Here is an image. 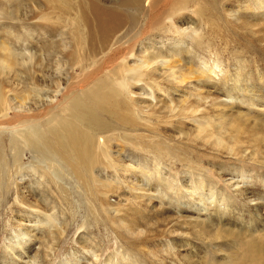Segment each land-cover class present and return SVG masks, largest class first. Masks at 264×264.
I'll use <instances>...</instances> for the list:
<instances>
[{
	"label": "rangeland",
	"instance_id": "1",
	"mask_svg": "<svg viewBox=\"0 0 264 264\" xmlns=\"http://www.w3.org/2000/svg\"><path fill=\"white\" fill-rule=\"evenodd\" d=\"M119 1L101 0V4L113 6ZM249 1L256 2V0ZM249 1L246 0L242 6H238L235 1H232L231 4L217 9L214 5H210L211 3L200 0H192V2L185 0V3L182 0H175L176 3L181 2L182 6L187 8L182 12L185 17H178L179 10L175 15V24L171 26V29L168 28L170 22L167 23L165 29L168 33L158 34L160 31L155 30L154 32L158 35L154 36L155 33L150 31L148 34L153 33L154 41L149 42L147 39L146 41L143 40L145 43L142 41L144 44L142 50L147 48L146 50L152 51L150 46L157 42V46L154 47L155 52L161 49L163 53H168V56H170V53L175 52V58L169 57L170 63L167 66H160L161 68L158 66L156 67L157 72H154V78L157 81L159 80L157 85L162 88V91H167L166 93L169 94L167 96L164 92H157L160 96L158 99L162 100V103L159 105L154 103V105L157 106L156 114L161 115V119L158 123L156 120L150 122V125L157 129L158 134H154L155 140L157 141L161 137L160 139H163L164 145L161 143L160 145L157 143L158 146L152 144L154 138L148 137L150 130L144 127L140 130H134L135 128H130V125H125V127L123 125L122 129L116 130L114 136L117 141H111L112 147L109 148L113 154V163L115 164L119 160L121 162L115 164L113 170H105V167L96 168L95 170V172L100 171L97 178L103 180L114 178L107 183L109 189L98 186V182L91 180L93 177L89 178L91 182L89 187L86 184L83 186L82 183H79L72 170L62 163V156L69 154L71 147L61 149L62 147L58 146L59 144L54 137L49 136L50 138L48 137L49 140L47 141L50 144L53 142L52 147L56 150H59L57 147H60L61 151L59 150L55 156L48 159L47 152L36 153L33 150L28 152L22 147H12L10 136L14 128L0 130V264H3L4 260L8 261V254L14 256L17 264H30L35 256H37L38 264H64L67 260L91 264L92 261H95L92 251L96 250L100 254L97 264H108V261L112 259L114 261L112 264H188L185 258L187 255L198 258L196 264L199 261V264H202L205 261H210L214 256L218 258L224 256L226 259H229L227 255L232 256L228 249L213 254L206 248L208 245L201 243L196 239V236L191 238L183 235V233L193 235L190 229H188L189 231L186 229L191 227V223L183 219L185 212L181 213L175 210L177 207H183V204H180L182 203L180 200L176 201L178 196L172 191H176L175 186H178L181 192L180 197L183 196V184H185V179L188 176L181 169V166L182 160L188 158L202 164L199 166L203 169L202 171L206 172L203 176L206 181H213V186H217L230 196L235 197L233 189L226 180L231 178L227 174L225 178H221L220 165H232L241 169L240 171L243 173L242 181L244 183L255 182L254 188L257 191L262 190L264 164L261 165V163H264V143L254 144V142L245 141L241 138L234 144L238 145L240 149L242 147H258L257 152L259 154L256 157L254 156V160L251 156L247 159H238L236 163H231L229 160H232V158L226 151L215 150L216 138L209 136L211 139L205 140V135L199 133L198 126L193 122L187 120L183 124V118L185 116L191 118L193 114H186L182 110V108L188 111L192 109L200 110L205 113V116L208 115L206 117L210 119H217L214 117H218L222 110L224 115L237 123L239 121L236 118L239 116H242L245 120V117H247L249 122L252 123H264V107L257 106V103H260L261 100L260 95L263 93L257 91L253 102L249 101L250 91L254 89L264 91V6H261L260 10L258 8L255 10L256 5L251 4ZM0 3L7 4V0H0ZM176 3H173L172 6ZM28 4L31 7L27 5V7L21 9V22L31 27L38 22L42 26L47 25V22L39 21L42 16L41 13L47 10L42 12L39 6L35 8L32 4ZM200 6L204 8V13L199 12ZM195 11L196 14L193 13ZM6 12L7 8L0 4V42H7L11 37V21L5 16ZM74 12H76L75 9ZM51 16L53 19L52 14ZM165 29L163 30L165 31ZM33 30L37 33L33 38L19 26L18 28L16 26L13 33L15 35H25L26 38L29 37L30 44H28L32 45L33 48L37 40H39V47H43L45 31L40 28ZM29 31L30 28L28 27ZM182 32L185 36H182ZM65 38L68 44L71 37L67 34ZM160 41H165V43L168 41L167 48H161ZM26 42L24 40V43ZM142 50L141 48L136 49L134 56L130 58L129 66L131 68H135L134 64L137 65L140 62L142 56H140V52ZM69 52L70 50H67L63 56L55 55L53 59L49 58L51 64H48L49 59L44 53L46 56L43 57L47 59V64L50 66L43 71H35L27 64H23L17 67L16 72L11 70L8 75H2L1 77L7 83L6 89H12L11 94L8 95V99H12V106L25 104L27 109H33L36 105L45 103L48 97L55 96V99L61 100L67 94L68 88L74 90V68L69 66L70 60L74 57L68 54ZM58 57L61 66L55 65V59ZM204 62L212 67L219 65V69H216V72L219 73L216 76L214 74L209 76V74L199 73L200 65ZM134 71L136 72V70ZM15 77H18L20 82L15 80ZM179 77L183 80L182 82ZM60 85L61 87L57 88ZM139 85L141 87L142 84ZM236 85L241 87V91L246 90L245 93L237 94L239 87L237 88ZM139 88L133 91L137 94L134 98L139 99L140 96L146 98L140 94L142 89ZM16 90L24 92L26 98L15 99ZM230 94L236 96V98L229 100ZM208 96L214 98V100L211 99L212 103L210 100H202ZM147 99L150 100V98ZM164 104H173L176 105V108H180L177 111L180 110L183 115L180 118L176 117V119L183 126L177 125L178 123L175 121L171 122L174 125L166 122L168 114L160 113L165 111V108L162 107ZM216 109L220 111L217 113ZM46 113L47 116H41L38 121V123L44 122L42 125H45V127V123L49 119V112ZM176 113L178 114V112ZM10 124L16 126L18 121L12 120ZM139 124L142 123L139 122ZM258 127L262 128L261 125ZM129 129H132L133 132ZM47 131H49V128ZM159 134L160 136H158ZM135 135L140 136V139L143 137L144 141L139 140ZM229 142L233 143L231 140ZM150 145L154 147H149ZM163 146L164 149H161L160 147ZM170 147H173V150ZM228 147L231 146L228 145ZM252 149L254 150V148ZM142 151L145 153H141ZM16 153L19 155L17 158L15 157ZM208 156L216 157V165H210L206 162L207 158H204ZM121 158H125L126 161L122 162L123 159ZM52 160L56 162L53 161L52 163ZM123 163L134 165L133 172L126 173ZM145 165L151 169L152 173H156L157 169L160 172L157 171L156 177H145L141 173L142 166ZM161 172L163 173L161 174ZM174 175L178 179V185L175 184V181L170 180L171 177L175 179ZM147 179L149 185L145 184ZM111 186L113 187L111 188ZM160 189H163L161 190L162 193ZM105 191L108 194L109 201L114 206L109 207L107 201L104 202L105 197L103 195ZM198 192L201 193V191ZM138 193L140 194L138 195ZM148 193L150 195L144 196ZM258 202L254 204L258 206L256 207L263 215L258 220L259 223L256 221L255 225L259 229L258 232H261L260 230H264V203L262 201ZM179 204L180 206H178ZM118 209L119 211L122 210L119 214L115 212ZM208 210V212H203L198 216H209L216 219L214 217L216 214L212 208H208ZM187 215L188 219L193 216L192 213ZM123 220L128 223H137L138 228L147 232H144L145 234L142 237L140 236L141 238L137 237L136 234L131 235V231L125 228L121 222ZM166 220L170 221L169 224ZM186 222L190 224H185ZM184 225H188V227H184ZM235 225L236 228L241 227L240 223H235ZM55 226L66 229L64 234L62 232L63 236L59 235V231ZM170 232L173 236L175 235V238L168 235ZM52 247L54 249L50 250ZM190 251H197V253L191 254ZM3 255L5 256L3 257ZM8 263H11V261Z\"/></svg>",
	"mask_w": 264,
	"mask_h": 264
},
{
	"label": "bare ground",
	"instance_id": "2",
	"mask_svg": "<svg viewBox=\"0 0 264 264\" xmlns=\"http://www.w3.org/2000/svg\"><path fill=\"white\" fill-rule=\"evenodd\" d=\"M189 1L192 2V0ZM200 1L209 4L211 3L210 5H214L215 8L220 9L222 6L231 4L232 1H235L238 6H242L246 0ZM182 2L185 3V0H182ZM28 3L32 4V6L35 8L39 6L42 12L47 10L46 12L41 13L42 16L39 18V21L47 22V25L42 26L38 22L35 23L33 27H31L30 25L21 22V9L27 7V5H29ZM144 3L147 5H144ZM173 3H176L175 0H120L113 6L101 4V0H7V4L0 3L2 6L7 8L5 16L11 21L12 28L10 31L11 37L9 41L0 42V130L14 128V131L10 136V145L12 147H22L28 152L30 150H33L36 153L43 151L47 152L46 155L48 159L55 156L59 152L60 147H62L61 149L64 147H71L69 154L62 156V163L72 170L78 179L77 181L82 183L83 186L86 184L89 187L91 183L89 178L93 177L91 180H95V182H98V186L105 188H108V181H112L114 178H108L105 180L102 178H97L100 171L95 172V170L96 168L104 167L105 170H113L115 168L114 165H117L121 162V160H119L115 164L113 163V154L109 148L112 147L111 141H117V138L114 136L116 130L118 131V129H122L123 125L124 127L125 125H130V128H135L134 130H140V128L144 127L150 130V135L148 137L154 138V140L151 142L152 144H155V146H158L157 143H159V145L160 143L164 145L163 139H160L161 137L158 138L159 141L155 140L154 134L157 133V129L150 125L152 120H156L158 123V121L161 119V115L156 114L157 106H155L154 103L158 105L162 103V100L158 99L160 96L157 94V92H164L162 91V88L157 85L159 80L157 81L156 78H154V72H157L156 67L158 66H167L170 63L169 57L175 58V52L170 53V56L167 55L168 53H163L161 49H158L159 51L155 52L154 47L157 46V42L152 45L153 47L150 46L152 51L146 50V47V49L142 50V47L144 46V39L145 41L147 39L149 42H151L154 41V36L168 33L165 29L167 23L170 22L168 28L171 29V26H174L175 24V15L179 10L180 12L178 17H185L184 13L182 12L187 8L182 6L181 2H177L172 6ZM250 3L256 5V7H254L255 10L257 8L260 10L261 6H264V0H256L255 3ZM29 7L31 6L29 5ZM74 9L76 12H74ZM199 12L204 13V8L200 6ZM193 13L196 14V11ZM51 14L53 15V19ZM19 21L20 24L18 25ZM16 26L17 28L18 26L21 27L22 30L26 33H29L28 35L32 38L35 36V34H37L33 29L40 28L44 30L46 34L43 39V47H39V40H37L34 49L32 45H29V37L26 38V36L22 34L15 35L13 30L16 28ZM28 27L30 28L29 32ZM163 29H165V31ZM155 30L160 32L156 35L154 32ZM150 31L155 33H152L154 36L152 34H148ZM67 34L71 37L68 44L66 43L65 38ZM188 35L191 34L188 33ZM182 36H185L183 35V32ZM177 37L181 38L180 36ZM24 40L27 42L24 43ZM159 43H161V48H167L168 46V41L167 43H165V41H160ZM171 43L173 44V42ZM140 48L142 50L140 52L141 54L139 53L140 56L142 55L140 62L137 63V65L134 64L135 68H131L129 66L131 60L130 58L134 56L135 50ZM67 50H70L68 54H71L74 57L72 60L69 59L70 68H74V90L68 88L67 94L61 100L55 99V96L48 97L45 103L36 105L33 109H27L25 104H19L18 106L13 107L11 102L12 99H8V95L11 94L12 89H6L7 83L1 76L8 75L11 70L16 72L17 67L23 64H27L35 71H43L46 67L50 66L48 64H51V60L49 58L53 59L55 55L63 56ZM44 53L49 59L48 64L47 59H44L43 57L45 55ZM59 62L60 58L58 57L55 59V65L61 66ZM200 66L201 69H199V73L209 74V76L212 74L216 76L217 73H219L216 72V69H219V65L212 67L204 62ZM134 70H136V72ZM169 70L171 69L169 68ZM15 80L20 82L18 77H15ZM182 81L183 80H181V82ZM139 84H142L141 87ZM236 86L237 88L239 87L238 85ZM60 87L61 85L57 88ZM136 88L142 89V93L140 94L146 98L140 96L139 99H135L134 96L137 94L133 91H136ZM241 90V87H239L237 89V94L241 95L246 91ZM257 91L263 93L260 95L261 100L260 103H257V106L264 107V91L262 89H254L250 91L251 96L249 101L251 103L253 102ZM166 92H164V94L169 96V94ZM14 98L24 99L26 98V95L24 92L16 90V96ZM147 98H150V100ZM233 98H236V96L230 94L229 100ZM211 99L214 100V98L208 96L202 100H210L211 102ZM162 107L165 108V111L160 113L168 114V120H165L170 125H174V123L171 122L175 121L178 123L177 125L183 126V124L189 120L198 126L199 133L205 135V140L211 139L209 136L216 138L214 145L216 146L215 150L226 151L227 154H229V156L232 158V160H229L231 163H236L238 159H247L251 156L254 160V156L256 157L259 154L257 152L258 147H242L240 149L238 145L234 144L237 143L241 138H243L245 141L254 142V144L260 145L264 143V123H252L249 122L247 117H245V120L242 116L236 118L239 121V123H237L234 120L228 118L227 115H224L222 110L220 111L218 109H216L217 113L220 111L218 117L213 116L217 119H210L206 117L208 115L205 116L203 111L195 109L188 111L187 109L182 108L186 114H193L191 118L185 116L183 118L184 122L181 121L183 122L182 124L176 119V117L180 118V116L183 115L181 114L180 110L177 111V109H180L179 107L176 108V105L173 104H164ZM46 112H49V119L45 123V127V125H42L44 122L38 123V121L41 116H47ZM176 112H178V114ZM12 120H17L18 124L13 126L10 124ZM139 122L142 124H139ZM260 125L262 128L258 127ZM48 128L49 131H47ZM49 136L52 138L54 137V139L58 142L59 145H57L60 147L57 148L59 150H56L54 147H52L53 142L50 144L47 141L49 140ZM135 136L138 137L139 140H143V137L140 139V136ZM158 136H160V134ZM229 140H231L233 143L229 142ZM228 145L231 147H228ZM149 147L154 146L150 145ZM158 148L159 147H157V149ZM160 148L164 149V146ZM170 148L173 150V147ZM252 148H254V150ZM141 153H143V151ZM15 157H19L18 153L15 154ZM206 158L207 163L210 165H216L215 163L217 159L215 160V156H208L204 159ZM121 159H123L122 162L126 161L125 158ZM53 161L56 162L55 160H52V163ZM182 162L181 169H183L188 176V178L185 179V184H183V196L180 197L181 192L179 191L178 186H175L176 191L172 192L176 193L178 196L176 201L178 202L180 200L182 202L180 204H183V207H177L175 210H178V212L181 213L185 212L183 219L191 223L190 224L188 222L191 227H188V225H184V227L187 226L188 228L186 229H190V232H192L193 235L190 236L187 231L186 232L188 234L183 233V235L191 238L196 236V239H198L201 243L208 245L206 248L209 249L213 254L224 252L225 249H228L232 254V256L227 255L229 259H226L224 256H221V258L214 256L210 261H205L202 264H264V230H260L261 232H258L259 229L255 225L256 221L259 223L258 220H260L263 214L260 210H258V206L254 204L258 201H262L264 203V181L261 186L262 190L257 191V189L254 188L255 182L244 183L242 181L243 173L240 171L241 169L235 168L232 165L222 166L219 164L220 168H218L222 172L221 178H225L226 174L231 178L230 180H226L228 181V185L234 191L233 194L235 197H233L225 191L219 189L217 186H213V181H206L203 178L206 172L202 171L203 169H201L199 166L202 164L198 163V161L195 162L188 158L182 160ZM175 164L177 165V163ZM263 164L264 163H261V165ZM122 165L126 173L135 169L134 165H130L128 163H123ZM173 167L175 166L173 165ZM157 171L158 169L156 170V173ZM141 173L145 177H156V173H152L151 169L147 165L142 166ZM162 173L163 172H161V174ZM171 178L170 180L175 181V184L178 185V179L176 176L175 179L173 177ZM145 184L149 185L148 179ZM112 187L113 186H111V188ZM163 189H160V191ZM106 191L104 192L103 197H105V199L103 200L104 202L107 201L109 207H112L114 205L109 201ZM141 191H143V189H141ZM198 191H201V193ZM162 192L163 191H161V193ZM139 194L140 193H138V195ZM147 195H150V193L144 194V196ZM140 196L143 198L142 195ZM170 202L172 203V201ZM180 204L178 206H180ZM208 208H212V210L215 212L216 216L214 217L216 219H213L209 216H198L203 212H206ZM119 209L118 211L115 210L117 214L122 212V210L119 211ZM188 213L193 214L192 218L188 219ZM127 219L129 218L127 217ZM179 219L181 218L179 217ZM121 222L125 228L131 231V235L136 234L138 235L137 237H142L145 234L144 232H147L138 228L137 223H128L125 220ZM169 222L167 221L168 224ZM188 223L186 222L185 224ZM235 223H240L241 227L236 228ZM55 227L59 231V235L63 236L66 229L58 228L57 226ZM168 235L173 236L172 232H170ZM193 248L192 250H194ZM52 249H54V247L50 248V250ZM98 252V250L92 251V256L95 257V261H92L91 264H97L99 261L98 257L100 254ZM194 252L195 254L197 253V251H190L191 254H194ZM4 256L5 255H3V257ZM7 256L9 259L8 261L4 260L3 264H17L13 255L8 254ZM185 258L188 261V264H196L198 259L196 257L192 258L188 255ZM9 261H11V263H8ZM35 262L38 264L37 256L31 260L30 264H35ZM65 262L66 263L64 264H83L79 261L73 262L67 260ZM112 263H114L113 259L108 261V264Z\"/></svg>",
	"mask_w": 264,
	"mask_h": 264
}]
</instances>
